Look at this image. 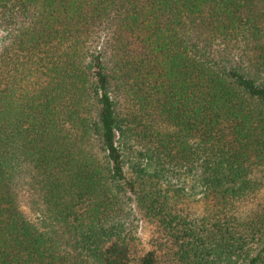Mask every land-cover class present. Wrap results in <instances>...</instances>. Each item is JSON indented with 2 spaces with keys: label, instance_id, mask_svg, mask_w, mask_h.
<instances>
[{
  "label": "trees",
  "instance_id": "trees-1",
  "mask_svg": "<svg viewBox=\"0 0 264 264\" xmlns=\"http://www.w3.org/2000/svg\"><path fill=\"white\" fill-rule=\"evenodd\" d=\"M263 192L264 0H0V264H264Z\"/></svg>",
  "mask_w": 264,
  "mask_h": 264
},
{
  "label": "rangeland",
  "instance_id": "rangeland-1",
  "mask_svg": "<svg viewBox=\"0 0 264 264\" xmlns=\"http://www.w3.org/2000/svg\"><path fill=\"white\" fill-rule=\"evenodd\" d=\"M262 194H264V192L261 193V195H259L257 198L251 197L245 201V203L242 206L243 214H247L249 212V209L253 208L260 201V199L264 197V195L262 196Z\"/></svg>",
  "mask_w": 264,
  "mask_h": 264
}]
</instances>
